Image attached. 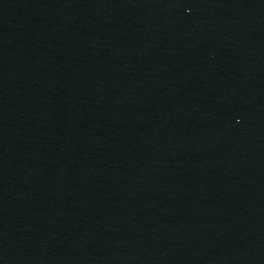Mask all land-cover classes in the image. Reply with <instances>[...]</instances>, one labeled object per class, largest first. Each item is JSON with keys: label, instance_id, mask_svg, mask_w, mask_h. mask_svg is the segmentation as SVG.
<instances>
[{"label": "water", "instance_id": "obj_1", "mask_svg": "<svg viewBox=\"0 0 264 264\" xmlns=\"http://www.w3.org/2000/svg\"><path fill=\"white\" fill-rule=\"evenodd\" d=\"M0 264H264V0H0Z\"/></svg>", "mask_w": 264, "mask_h": 264}]
</instances>
